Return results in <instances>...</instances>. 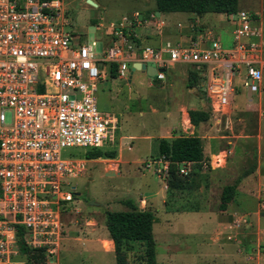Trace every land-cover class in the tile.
Here are the masks:
<instances>
[{"label":"built area","instance_id":"built-area-1","mask_svg":"<svg viewBox=\"0 0 264 264\" xmlns=\"http://www.w3.org/2000/svg\"><path fill=\"white\" fill-rule=\"evenodd\" d=\"M67 10L64 0H0V264L11 262L18 241L40 251L45 264H59L64 213L77 212L74 187L66 180L84 174L87 161L64 150L100 149L113 142L117 120L97 109L95 96L97 83L112 67L117 78L127 80L131 64L143 63L155 68L160 80L175 64L191 65L203 78L199 89L217 121L228 113L236 83L252 93L261 85L264 57L255 12L222 13L232 25L226 45L217 31L194 18L187 44L152 47L135 40L134 28L160 29L164 20L158 12L132 10L98 23L107 38L102 44L70 29ZM230 152L221 150L199 164L222 167ZM141 164L164 183L166 158L158 155ZM193 164L180 162L178 174L186 175ZM258 200L264 212V195ZM68 202L74 204L65 208ZM246 222L245 215H231L224 239L236 241L235 230ZM255 253H264V244Z\"/></svg>","mask_w":264,"mask_h":264},{"label":"crops","instance_id":"crops-1","mask_svg":"<svg viewBox=\"0 0 264 264\" xmlns=\"http://www.w3.org/2000/svg\"><path fill=\"white\" fill-rule=\"evenodd\" d=\"M148 11L155 10L151 7L141 12L147 13ZM158 13L164 20L163 26L160 29L149 27L134 28L138 38L135 40H140L141 43L152 47H157L165 42L185 45L192 38L189 23L195 18L200 23V26L210 27L217 31L224 45L229 43L232 25L227 21L225 22L230 25L228 28L218 29L215 25H210L202 21L201 17L203 15L197 16L194 13H188L185 18L178 19L170 18L171 15L177 14L178 12ZM219 15L222 19L221 21H224L222 13H219ZM256 21L255 26L260 32L259 41L262 54H264L262 31L260 23L257 24ZM177 24L180 25L177 26ZM96 40L102 44L107 42V38L104 35ZM110 71L107 73L104 81L106 78L122 80L116 76L115 78L110 77ZM141 73L148 77L147 80L141 77L140 81V83H145L147 90L154 85L162 87L163 80L170 77L168 86L173 87L174 85L181 98L174 104V109L172 111H166L165 113L166 117L172 115L169 125L162 128L160 133L155 137L143 135V137L147 139L155 138L156 149L157 140L159 138H173L182 135L184 132L186 133L185 136L195 135L201 139L202 153L204 157H207L202 161L206 163L212 160L215 153L227 148L231 150L230 155L222 167H206L210 169L211 175L206 178L204 181L205 183L199 188L194 202L189 204L190 209H166L164 206V200L166 198L165 188L162 194H160V192H153L148 194L146 198H124L130 199L139 210H149L154 215V221L152 223V237L154 241L153 264H264V253H255L257 245L264 244V241L261 242L263 230L260 227V222L262 216L260 217L258 215V211L262 212L258 208V197L261 194L264 195V117L259 116L261 106L264 107V94H262L261 91L264 81V72L262 74L259 90L256 93L251 92V94L256 95L255 98L251 95L241 94L238 88L239 86L236 83L234 91L229 97L230 103L228 113L224 116H220L219 121H217V114L210 113L209 104L199 89L203 82V78L192 72L191 65L185 63L175 64L171 69L165 71L163 79L160 80L151 78L144 72ZM131 74L129 76L128 71L129 78L122 81L131 84ZM234 99L235 104L233 102ZM231 107H236L238 112L241 113L237 119L238 123L241 124V131L237 134L232 133L231 130ZM151 110L152 112L156 111L154 108ZM189 110L206 112L208 114L207 120H212L213 124L216 126L220 125L222 119L226 122V127L227 124L230 123L228 125L230 134L217 136L220 139H224L225 143L223 147L217 148V142L212 140L216 136L205 135L206 131L202 129V122H199L197 125H193L189 122ZM249 116L252 118L251 123H249L248 120ZM246 126L249 127L248 131H244ZM117 131L116 129L115 135ZM130 137L132 136H124L119 133L117 151L113 158H107L108 160H106H115L114 175L119 174L120 162L115 156L121 146L124 145V140ZM114 140L112 143H114ZM112 143L107 147L109 148ZM103 149L104 148L101 150ZM99 158L101 157L86 160L93 161ZM229 158H232V161H230L229 166L224 171L222 168L225 167ZM225 172L227 173L226 175L223 174ZM218 177L229 181L223 182V186L231 184L235 186L233 197L222 209L218 207L219 197H216L212 186L219 182ZM163 185L165 187L164 183ZM245 197H249L251 201L253 200L254 206L249 212L238 213L237 205L241 204V201L244 200ZM121 201L120 203L122 204ZM122 205L124 209L120 211L128 210L124 204ZM93 206L101 205L98 204ZM77 211V215L81 213L78 219L82 220L85 225L81 224L82 227H79L73 224L70 228L66 226L64 237L59 244L56 257L57 262H59V264H116L113 242L109 238L105 228L104 211L102 217H100L98 213L82 211L79 207H77ZM233 214L245 215L247 222L243 227H239L235 230L234 233H236L237 240L231 242L224 239L227 231L224 226ZM155 225L156 233L154 232ZM73 231H76V233ZM129 245L137 248V246H140V243L135 240H130ZM246 254L252 255V258L248 260V262H244ZM126 264L133 263L127 262Z\"/></svg>","mask_w":264,"mask_h":264},{"label":"rangeland","instance_id":"rangeland-1","mask_svg":"<svg viewBox=\"0 0 264 264\" xmlns=\"http://www.w3.org/2000/svg\"><path fill=\"white\" fill-rule=\"evenodd\" d=\"M68 7L66 14L70 17L71 27L75 33L80 34V38L90 40L92 38L98 39L103 37V30L98 27V23L104 24L107 21H112L119 18L122 13H128L129 11L139 10L142 11L147 8H153V0H94L96 6H91L86 3L85 0H64ZM236 9H242L250 12H255L257 16V24L260 23L262 31V38L264 42V0H237ZM188 12H178L171 15L170 18L182 19L187 16ZM202 21L207 24L215 25L218 29H226L230 25L221 21L219 14H204ZM97 47V44H96ZM264 51V44H263ZM97 52V49H96ZM264 57V54H263ZM140 76V77H138ZM141 77L146 80L147 76H144L140 71H133L131 74L132 83H125L122 80H112L106 78V80L97 83L96 91V106L97 109L107 115L114 116L117 120V132L115 135L114 143L104 148L103 151H117L118 137L120 135H130L132 137L125 139V143L118 150L116 159H119V174H115V160H108L107 158H99L93 161H86L85 172L77 178H68V186L74 187L76 207H79L82 211H89L90 213H98L100 217L103 215L104 210L120 211L124 209V206L120 201L124 198H146L148 194L153 192H160L162 194L164 185L155 174L152 173V169L142 168V164L145 159L156 156V142L155 136L160 133L161 129L171 123L172 115L165 116L166 111H172L174 104L180 100V96L177 93V88L173 85L168 86L170 77L163 80L162 87L154 85L147 90L145 83H140ZM237 88V87H236ZM241 94L251 95L255 98L256 95L251 94L248 89H243L240 86ZM262 94H264V81L261 88ZM235 104V99L233 100ZM156 109L152 112L151 109ZM264 107L261 106L259 110V116L264 117ZM258 112V110H257ZM140 113V114H139ZM240 112L236 107H231L230 123L232 133H239L241 131V124L238 123V117ZM250 116L248 117L249 123H251ZM226 122L222 119L219 126L213 124L212 120H206L202 122V129L205 135H214L215 142H217V148L224 146V139H220L219 135H229L230 130ZM249 127L246 126L244 131H248ZM186 133H182L185 135ZM143 135H150L153 138H146ZM88 150L81 147L67 148L64 150V154L69 153L73 157L82 158L84 152ZM207 158V157H205ZM232 158H229L225 167L222 170H226L229 166ZM193 169V166H192ZM111 173V175L106 174ZM226 175L227 173H223ZM211 175L210 169L201 168L191 178V184L187 191L181 193V198H189L188 204H192L197 197L199 188L205 183L204 181ZM219 182L212 185L213 192L216 197H219L220 191L223 186V182L228 180L220 177ZM233 181V180H232ZM226 182V183H227ZM61 189H67L65 186H61ZM182 199H178L181 202ZM184 200V199H183ZM74 201V203H75ZM88 201H94L101 206L88 205ZM73 203V204H74ZM71 202L65 203V208L72 207ZM79 205V206H78ZM238 213L249 212L253 206V200L249 197H245L238 204ZM78 212V211H77ZM76 211H66L64 213V222L67 223L68 228L73 224L82 227L84 224L82 220H79L81 213L77 215ZM77 215V216H75ZM97 215V214H96ZM261 217L260 227L263 230L261 235V242L264 241V212H259ZM75 216V217H74ZM229 221V220H228ZM85 225V224H84ZM240 227H243L241 225ZM156 225L154 226V232L156 231ZM71 231V229H70ZM72 232V231H71ZM76 233V231H73ZM156 233V232H155ZM138 247V246H137ZM247 259L244 257V262ZM248 262V261H247ZM9 264H40L39 262L29 261L25 254L18 253L12 257Z\"/></svg>","mask_w":264,"mask_h":264},{"label":"trees","instance_id":"trees-1","mask_svg":"<svg viewBox=\"0 0 264 264\" xmlns=\"http://www.w3.org/2000/svg\"><path fill=\"white\" fill-rule=\"evenodd\" d=\"M153 9L160 13L188 12L197 16L214 13H229L236 11L237 0H153ZM196 74L195 71L192 70ZM115 70L112 67L110 77L115 78ZM189 122L197 125L208 119V114L203 111L189 110ZM157 155L168 160L165 176V200L166 209L186 210L190 209L188 198H181V193L187 191L191 184V178L201 169L200 161L205 160L202 153L201 139L195 135H179L173 138H159L157 140ZM114 153L98 148L88 149L84 152L86 159L113 158ZM182 161L194 162L193 169L181 176L177 172L178 164ZM235 186L224 185L219 196V208H224L231 200ZM178 199H182L178 202ZM128 210L109 211L104 210L105 228L109 238L113 242V252L116 264H153L154 241L152 237V223L154 215L149 210H139L130 199L121 201ZM130 240L140 243L139 247L129 245ZM18 250L25 254L30 261L45 264L40 251L28 249L21 241L17 242Z\"/></svg>","mask_w":264,"mask_h":264},{"label":"water","instance_id":"water-1","mask_svg":"<svg viewBox=\"0 0 264 264\" xmlns=\"http://www.w3.org/2000/svg\"><path fill=\"white\" fill-rule=\"evenodd\" d=\"M85 2L90 4L91 6H96V3L94 2V0H85ZM135 70L140 71V72H144L146 75L150 76L151 78L155 77V72H156L155 68H153L151 66H145L143 63H140V64L132 63L131 66L129 67V76ZM111 173L106 172V174H108V175H111ZM77 194L78 193H76V195ZM87 203L91 204V205H98L94 201H88Z\"/></svg>","mask_w":264,"mask_h":264}]
</instances>
